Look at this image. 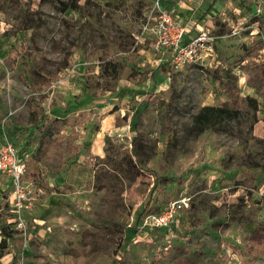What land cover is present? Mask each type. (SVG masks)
<instances>
[{
	"label": "rangeland",
	"instance_id": "obj_1",
	"mask_svg": "<svg viewBox=\"0 0 264 264\" xmlns=\"http://www.w3.org/2000/svg\"><path fill=\"white\" fill-rule=\"evenodd\" d=\"M230 1L239 11L211 31L215 54L177 67L145 29L154 0H0V128L28 160L23 200L3 192L0 173V264H264V239L253 242L264 223V79L239 69L264 46V0ZM65 63L41 100L35 74ZM219 67L259 111L244 103L239 119L199 130L203 107L229 101ZM33 97L41 123L66 120L61 139L29 124ZM125 155L140 172L110 164ZM184 197L177 220L158 225Z\"/></svg>",
	"mask_w": 264,
	"mask_h": 264
},
{
	"label": "trees",
	"instance_id": "obj_2",
	"mask_svg": "<svg viewBox=\"0 0 264 264\" xmlns=\"http://www.w3.org/2000/svg\"><path fill=\"white\" fill-rule=\"evenodd\" d=\"M37 23L34 21L33 14L26 13L25 22L22 26L25 29L34 28ZM264 49L263 47L250 48L246 50L241 64L239 65L240 71L246 75L251 82L255 78L264 79V61L256 62L253 58L259 55V52ZM67 68V64H62L58 69L56 74H53L48 68L41 67L40 70L35 74L36 79L32 83V89L38 94L41 100L45 99V90L51 88L54 80H57V75L63 69ZM165 70V67H163ZM166 71V70H165ZM213 78L219 83L220 88L224 89L229 97L228 102L222 104L205 106L194 116V125L197 129H210L216 125L226 122L233 121L240 118L242 115L243 105L247 103L255 113L259 111L258 103L255 98L252 97H242L241 91L238 87V83L235 80L236 77L233 74V69L226 70L224 68H217L213 71ZM27 105L30 110L29 123L38 126L40 120L44 118V110L39 106L36 98H31L27 101ZM66 123L65 119L56 118L53 121H46L43 134L44 139L54 140L55 138L61 139L63 137V127ZM173 145L176 144V138L172 137L170 139ZM136 144V143H134ZM119 170L125 171L126 173H138L140 168L138 165L134 164L132 161V156L125 155L122 159L110 163ZM35 178L37 175L33 174ZM150 203L147 204L144 211L138 216V223H142L143 219L147 213ZM6 231V229H4ZM5 237L13 238L11 233H4ZM83 245L85 249L90 248L93 250L97 244V238L94 233L90 230H85L82 233ZM264 239V223H260L258 232L253 238L254 246L262 245V240ZM116 264V263H113Z\"/></svg>",
	"mask_w": 264,
	"mask_h": 264
},
{
	"label": "built area",
	"instance_id": "obj_3",
	"mask_svg": "<svg viewBox=\"0 0 264 264\" xmlns=\"http://www.w3.org/2000/svg\"><path fill=\"white\" fill-rule=\"evenodd\" d=\"M261 15V7L256 9ZM145 29L156 39L155 50L162 54L174 66H182L196 62L198 59L211 56L214 53L212 37L206 31L190 42L185 43L186 27L172 12L164 9L162 0H154L153 11L148 18ZM1 126H4L2 123ZM26 154L22 153L8 138L3 128H0V173L7 177L17 199L23 200L27 195L28 184L24 177L27 172ZM188 198L184 197L170 203L162 215L155 217L157 224L167 226L176 221L182 209L187 205Z\"/></svg>",
	"mask_w": 264,
	"mask_h": 264
},
{
	"label": "crops",
	"instance_id": "obj_4",
	"mask_svg": "<svg viewBox=\"0 0 264 264\" xmlns=\"http://www.w3.org/2000/svg\"><path fill=\"white\" fill-rule=\"evenodd\" d=\"M228 1L230 0H162V6L169 12H172L174 16L178 17V19L181 20L183 26L186 27L187 33L185 35L184 42L188 43L197 35H199L201 31H206L211 35V31L216 29L219 18H224V22H227L229 21L227 18L229 14L232 15L233 13L239 11L238 9H235L236 7H232L231 1ZM260 52L256 58H253L254 61H264V59L261 58ZM214 54L215 51L211 56ZM45 123H41L40 121L38 125L44 124L45 126ZM22 153L25 152L23 151L21 154ZM8 188H11V186L8 183V179L6 177V185L3 186V192L7 191Z\"/></svg>",
	"mask_w": 264,
	"mask_h": 264
}]
</instances>
